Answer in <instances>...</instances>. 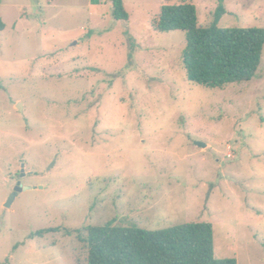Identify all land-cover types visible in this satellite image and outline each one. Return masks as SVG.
I'll use <instances>...</instances> for the list:
<instances>
[{"label":"rangeland","instance_id":"obj_1","mask_svg":"<svg viewBox=\"0 0 264 264\" xmlns=\"http://www.w3.org/2000/svg\"><path fill=\"white\" fill-rule=\"evenodd\" d=\"M123 2L128 21L111 0L2 2L0 264H88L66 231L114 220L210 223L217 258L264 264V52L250 83L193 84L186 34L152 27L164 0ZM187 2L203 28L222 4L221 28L264 29V0Z\"/></svg>","mask_w":264,"mask_h":264},{"label":"trees","instance_id":"obj_2","mask_svg":"<svg viewBox=\"0 0 264 264\" xmlns=\"http://www.w3.org/2000/svg\"><path fill=\"white\" fill-rule=\"evenodd\" d=\"M3 0H0V6ZM114 18L128 21L123 0H111ZM180 2V4H173ZM226 9L219 5L211 26L199 25L197 7L187 0H164L152 27L161 33L186 34L183 61L189 82L208 89L252 82L262 64L263 28H221ZM6 25L0 18V33ZM60 229L33 233L43 238ZM66 231L77 234L88 249V264H238L234 258L219 259L214 249V227L210 223H185L151 231L136 225L118 226L115 220L103 226Z\"/></svg>","mask_w":264,"mask_h":264},{"label":"water","instance_id":"obj_3","mask_svg":"<svg viewBox=\"0 0 264 264\" xmlns=\"http://www.w3.org/2000/svg\"><path fill=\"white\" fill-rule=\"evenodd\" d=\"M198 147L200 148H205L206 145L203 143H197ZM24 171H22V177H24ZM29 190L28 188H24L22 186V184L20 182L17 183L12 195L10 196V198L8 199L7 203L5 204V208H11L14 201L16 200V198L19 196L20 193H22L23 191Z\"/></svg>","mask_w":264,"mask_h":264},{"label":"crops","instance_id":"obj_4","mask_svg":"<svg viewBox=\"0 0 264 264\" xmlns=\"http://www.w3.org/2000/svg\"><path fill=\"white\" fill-rule=\"evenodd\" d=\"M1 7V6H0Z\"/></svg>","mask_w":264,"mask_h":264}]
</instances>
